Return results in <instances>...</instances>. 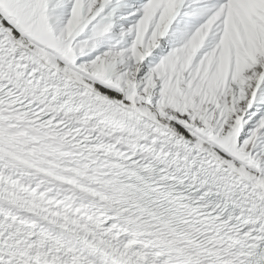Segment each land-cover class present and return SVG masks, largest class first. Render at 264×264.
Returning a JSON list of instances; mask_svg holds the SVG:
<instances>
[{"label": "snow or ice", "instance_id": "1", "mask_svg": "<svg viewBox=\"0 0 264 264\" xmlns=\"http://www.w3.org/2000/svg\"><path fill=\"white\" fill-rule=\"evenodd\" d=\"M0 264H264V0H0Z\"/></svg>", "mask_w": 264, "mask_h": 264}]
</instances>
